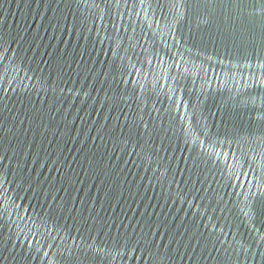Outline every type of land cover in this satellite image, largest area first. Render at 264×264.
I'll return each instance as SVG.
<instances>
[{"label": "water", "instance_id": "95a60500", "mask_svg": "<svg viewBox=\"0 0 264 264\" xmlns=\"http://www.w3.org/2000/svg\"><path fill=\"white\" fill-rule=\"evenodd\" d=\"M0 264H264V0H0Z\"/></svg>", "mask_w": 264, "mask_h": 264}]
</instances>
